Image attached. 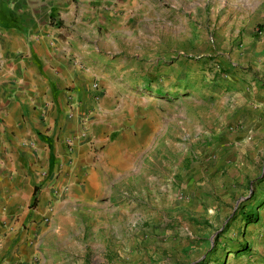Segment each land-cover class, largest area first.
Here are the masks:
<instances>
[{
  "label": "rangeland",
  "instance_id": "374dc122",
  "mask_svg": "<svg viewBox=\"0 0 264 264\" xmlns=\"http://www.w3.org/2000/svg\"><path fill=\"white\" fill-rule=\"evenodd\" d=\"M103 7L83 119L113 111L89 140L114 205L65 219L64 263L264 264V0Z\"/></svg>",
  "mask_w": 264,
  "mask_h": 264
},
{
  "label": "crops",
  "instance_id": "0c3cea01",
  "mask_svg": "<svg viewBox=\"0 0 264 264\" xmlns=\"http://www.w3.org/2000/svg\"><path fill=\"white\" fill-rule=\"evenodd\" d=\"M110 1L0 0V264H65V219L113 204L89 140L113 129V111L83 119Z\"/></svg>",
  "mask_w": 264,
  "mask_h": 264
},
{
  "label": "trees",
  "instance_id": "16d2710c",
  "mask_svg": "<svg viewBox=\"0 0 264 264\" xmlns=\"http://www.w3.org/2000/svg\"><path fill=\"white\" fill-rule=\"evenodd\" d=\"M158 92L161 93L162 89H160ZM244 217L246 219V224H249V223L257 221L258 213L254 211H245Z\"/></svg>",
  "mask_w": 264,
  "mask_h": 264
},
{
  "label": "built area",
  "instance_id": "2783aa9c",
  "mask_svg": "<svg viewBox=\"0 0 264 264\" xmlns=\"http://www.w3.org/2000/svg\"><path fill=\"white\" fill-rule=\"evenodd\" d=\"M93 91H94V96L96 98H99L101 95H100V90H99V84L97 82L94 83L93 85ZM85 122V120H84ZM86 123V122H85ZM87 135L85 132L83 133V136ZM73 140V139H72Z\"/></svg>",
  "mask_w": 264,
  "mask_h": 264
}]
</instances>
